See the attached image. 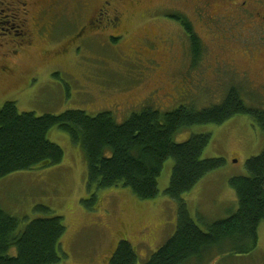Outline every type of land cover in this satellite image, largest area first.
I'll use <instances>...</instances> for the list:
<instances>
[{
  "label": "rangeland",
  "instance_id": "374dc122",
  "mask_svg": "<svg viewBox=\"0 0 264 264\" xmlns=\"http://www.w3.org/2000/svg\"><path fill=\"white\" fill-rule=\"evenodd\" d=\"M102 1L62 0L60 11L67 10L61 12L62 19L53 30L34 33L25 46L7 44L0 50L10 54L5 62L0 61V106L11 100L20 111L37 115L81 109L96 116L109 111L121 123L146 107L170 111L184 103L198 109L218 104L233 86L248 106H264V46L249 47V51L241 40L223 38L227 33L212 32L197 21L206 61L204 66H190L183 31L171 14L179 13L178 8L192 18L197 0H130L123 9L124 29L105 26L81 32ZM152 8L156 10L151 12ZM120 31L125 34L118 37ZM4 32L0 30V35ZM240 37L247 39L244 43H255L249 42L251 37ZM217 56L233 59L239 70L249 66L251 80L217 71ZM4 65L10 66L6 73L2 72ZM201 133L212 136L203 159L224 161L183 194L192 218L206 230V224L238 209L230 180L248 174L247 160L264 151V132L249 115L238 114L222 124L193 125L175 139L184 142ZM48 136L64 150L63 160L1 178L2 208L20 220L21 230L35 218L62 217L66 231L58 264H110L121 240L131 242L138 264L146 263L176 230L178 201L165 194L174 159L165 162L159 195L141 199L129 187L89 188L82 145L58 126ZM10 254L16 255L17 249L13 247ZM207 264H264V221L259 227V244L251 254H219Z\"/></svg>",
  "mask_w": 264,
  "mask_h": 264
},
{
  "label": "trees",
  "instance_id": "16d2710c",
  "mask_svg": "<svg viewBox=\"0 0 264 264\" xmlns=\"http://www.w3.org/2000/svg\"><path fill=\"white\" fill-rule=\"evenodd\" d=\"M184 24L195 68L203 62L206 50L192 24L187 20ZM238 114L249 115L264 132L263 103L248 106L235 86L218 104L198 109L184 103L170 111L146 107L121 123L109 111L96 116L81 109L37 115L20 111L17 103L9 100L0 106V179L16 171L60 163L64 150L48 136L55 126L82 145L89 188L129 187L141 199H154L160 193L159 177L165 162L173 158L175 165L165 194L178 201L176 230L144 264H207L219 254H251L259 244V227L264 221V151L247 160V175L230 180L238 209L225 219L206 224L204 230L192 218L183 194L224 161L203 159L212 137L209 133L195 134L184 142L175 139L193 125L222 124ZM40 209L48 210L44 206ZM20 226V220L0 205V264L61 261L59 250L66 231L62 217H39L23 230ZM13 247L16 255L10 254ZM138 259L131 242L121 240L110 264H138Z\"/></svg>",
  "mask_w": 264,
  "mask_h": 264
},
{
  "label": "flooded vegetation",
  "instance_id": "af4514ba",
  "mask_svg": "<svg viewBox=\"0 0 264 264\" xmlns=\"http://www.w3.org/2000/svg\"><path fill=\"white\" fill-rule=\"evenodd\" d=\"M128 1L130 0H103L88 18L87 22L80 28V31L84 33V30L105 28V26L107 29H124L125 16H123V9L126 7L125 4ZM60 3H62V0H0V30L5 31L0 35V50L7 44H12L15 48L19 45L25 46V44L32 41L34 33L41 32L47 28L53 30V26H55L58 20L62 19L60 16L61 12L67 10L63 6L64 8L60 11ZM201 4H204V8ZM152 10L156 9L152 8L151 12ZM175 11L179 13L175 12L176 14H171V16L183 31L181 39L185 46H188L186 47L188 49V57L191 54V41L184 24L185 20L192 24L201 40L202 37L195 27L197 21L202 22L203 26L208 27L212 32L221 35L227 33L226 36H221L223 38L236 42L241 40L239 43H243V46L249 51H251L249 47L259 48L264 46V0H197L192 18L178 8ZM104 22H106L104 26H101ZM210 22L218 25L219 29L211 26ZM124 34V31H120L117 36L120 37ZM241 35L251 37L249 42L255 43H244L247 39H242ZM216 37L219 38V36ZM222 48L224 49V47ZM0 55V61L3 62L6 61L5 57L8 58L10 56L6 52L0 53ZM205 58L202 60L203 64L201 63L203 66L205 64L204 61H206ZM189 63L191 66L192 57ZM214 65L217 71L235 73L245 80L249 79L251 75L249 66L244 67L243 70H239L237 63L231 58L227 61L217 56ZM9 70L10 66L8 65H4L2 68V72L4 73ZM262 86H264V83Z\"/></svg>",
  "mask_w": 264,
  "mask_h": 264
}]
</instances>
